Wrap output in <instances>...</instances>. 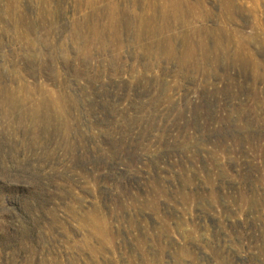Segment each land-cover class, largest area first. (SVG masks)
Masks as SVG:
<instances>
[{
	"label": "rangeland",
	"instance_id": "obj_1",
	"mask_svg": "<svg viewBox=\"0 0 264 264\" xmlns=\"http://www.w3.org/2000/svg\"><path fill=\"white\" fill-rule=\"evenodd\" d=\"M0 264H264V0H0Z\"/></svg>",
	"mask_w": 264,
	"mask_h": 264
}]
</instances>
